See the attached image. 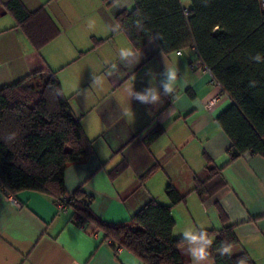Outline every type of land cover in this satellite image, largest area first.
<instances>
[{
    "label": "crops",
    "instance_id": "0c3cea01",
    "mask_svg": "<svg viewBox=\"0 0 264 264\" xmlns=\"http://www.w3.org/2000/svg\"><path fill=\"white\" fill-rule=\"evenodd\" d=\"M10 1L0 0V87L38 71L56 72L93 141L94 155L66 170L67 195L81 187L94 197L95 214L125 224L152 198L171 204L172 186L185 197L173 208L174 235L198 236L201 217L209 220L205 230L220 228L222 209L237 225L241 247L264 264V157L246 152L230 160L232 140L218 117L232 100L197 48L166 53L151 41L135 49L116 22L135 0H21L31 11L44 9L35 27L49 17L59 30L38 50L7 8ZM181 1L191 8V0ZM155 128L162 133L147 147L143 137ZM126 159L128 168L112 179L110 171ZM153 163L155 171L142 183ZM211 166L221 169L226 183L215 195L201 196L198 179ZM73 215L51 196L26 190L14 197L0 186V264H144ZM210 241L182 247L184 263L214 264L205 255Z\"/></svg>",
    "mask_w": 264,
    "mask_h": 264
},
{
    "label": "trees",
    "instance_id": "16d2710c",
    "mask_svg": "<svg viewBox=\"0 0 264 264\" xmlns=\"http://www.w3.org/2000/svg\"><path fill=\"white\" fill-rule=\"evenodd\" d=\"M7 8L36 49L58 35L49 17L35 27V22L45 17L43 8L31 11L21 0H11ZM116 22L138 50L151 41L166 53L194 45L203 65L213 72L232 100L218 117L219 125L232 140L230 160L246 152L264 157L262 0H191L189 10L181 0H135L132 9L118 12ZM38 78L41 83L35 86ZM161 133L158 128L151 130L143 143L149 147ZM94 153L93 141L81 119L72 113L71 100L63 93L56 72L38 71L0 87V186L6 193L16 197L22 191H36L51 196L57 204L67 195L68 166ZM128 162L123 160L113 168L110 177L122 174ZM155 165L141 174L142 183L155 171ZM225 183L221 169L211 166L206 176L198 179L197 191L201 196H213ZM167 194L171 204L152 198L125 224L95 214L94 197L81 187L70 195V208L75 218L102 231L115 250L127 249L144 264H185L182 247L203 237L211 239L205 255L214 264H255L241 247L237 225L229 222L222 209L220 228L202 230L195 237L174 235L177 220L173 208L185 197L172 186H168Z\"/></svg>",
    "mask_w": 264,
    "mask_h": 264
},
{
    "label": "rangeland",
    "instance_id": "374dc122",
    "mask_svg": "<svg viewBox=\"0 0 264 264\" xmlns=\"http://www.w3.org/2000/svg\"><path fill=\"white\" fill-rule=\"evenodd\" d=\"M35 86H39V84H40V79L38 78V79H36L35 81H34V83H33ZM184 210V209H183ZM185 210H187L186 208H185ZM193 211H197V210H192V212ZM178 213V212H177ZM194 213V212H193ZM184 214H185V211H181L180 213H178V215H180V216H182V219L180 218V226L182 225V226H184V228H185V224H183L184 223V221H183V219L185 218V216H184ZM195 214V213H194ZM201 214H202V211H201ZM208 215H209V213H208ZM179 216V217H180ZM195 216H196V219H197V214H195ZM202 216V215H201ZM203 220H202V222H201V220H199V218H198V221H200L199 223V225H201V227H202V230L204 229V227H203V225H206L205 227H210V226H208V221L206 220V218L204 219L203 217H201ZM209 218V217H208ZM179 226V227H180ZM181 226V227H182ZM212 227V226H211ZM208 229H212V228H208ZM201 230V231H202ZM205 230V229H204ZM201 231H199V234H200V232ZM263 263V262H262Z\"/></svg>",
    "mask_w": 264,
    "mask_h": 264
},
{
    "label": "built area",
    "instance_id": "2783aa9c",
    "mask_svg": "<svg viewBox=\"0 0 264 264\" xmlns=\"http://www.w3.org/2000/svg\"><path fill=\"white\" fill-rule=\"evenodd\" d=\"M262 1L264 3V0H262ZM192 67H194V64H192ZM71 200H72V198H71L70 195H65L60 201H58V203H57L58 209L61 210V211H66L68 208H70V202H71Z\"/></svg>",
    "mask_w": 264,
    "mask_h": 264
}]
</instances>
